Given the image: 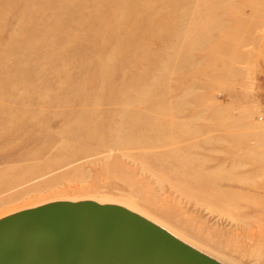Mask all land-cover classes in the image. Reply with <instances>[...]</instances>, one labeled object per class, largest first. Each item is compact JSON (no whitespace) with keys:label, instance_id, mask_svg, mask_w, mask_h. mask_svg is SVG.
I'll list each match as a JSON object with an SVG mask.
<instances>
[{"label":"rangeland","instance_id":"374dc122","mask_svg":"<svg viewBox=\"0 0 264 264\" xmlns=\"http://www.w3.org/2000/svg\"><path fill=\"white\" fill-rule=\"evenodd\" d=\"M90 198L264 264V0H0V227Z\"/></svg>","mask_w":264,"mask_h":264},{"label":"bare ground","instance_id":"6f19581e","mask_svg":"<svg viewBox=\"0 0 264 264\" xmlns=\"http://www.w3.org/2000/svg\"><path fill=\"white\" fill-rule=\"evenodd\" d=\"M116 141L117 146L122 144ZM90 199L98 201L101 211L56 207L4 224L0 264H220L210 254V263L197 259V246L135 208L127 207L166 236L120 211L108 210L114 201Z\"/></svg>","mask_w":264,"mask_h":264},{"label":"water","instance_id":"95a60500","mask_svg":"<svg viewBox=\"0 0 264 264\" xmlns=\"http://www.w3.org/2000/svg\"><path fill=\"white\" fill-rule=\"evenodd\" d=\"M56 207H65V208H68V209H76V210H82V208H84V207H86V206H81V207H75V206H73V205H66V204H64L63 206H58V205H56V206H53L52 208H46V209H43V210H41V211H39V212H42V211H45V210H50V209H53V208H56ZM90 209H95V207H93V206H91V205H89L88 206ZM97 209V208H96ZM107 210V209H106ZM109 210V209H108ZM114 210V209H113ZM97 211H101V210H99V207H98V209H97ZM116 211H120V210H116ZM39 212H35V213H32V214H29V215H33V214H37V213H39ZM121 212V211H120ZM123 213V212H122ZM123 214H125V213H123ZM29 215H27L26 217H24V218H28V216ZM127 215V214H126ZM24 218H19L20 220H22V219H24ZM134 219V218H133ZM15 220V219H14ZM10 222V221H9ZM8 223V222H7ZM147 228H149V229H151L152 231H154L155 233H157L155 230H153L152 228H150L149 226H147V225H145Z\"/></svg>","mask_w":264,"mask_h":264}]
</instances>
